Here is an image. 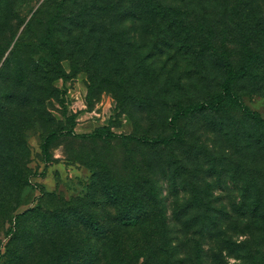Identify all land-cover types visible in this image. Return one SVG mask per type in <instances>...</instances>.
<instances>
[{
    "label": "rangeland",
    "instance_id": "374dc122",
    "mask_svg": "<svg viewBox=\"0 0 264 264\" xmlns=\"http://www.w3.org/2000/svg\"><path fill=\"white\" fill-rule=\"evenodd\" d=\"M117 2L0 0V264H264V0H123L69 34ZM206 38L256 71L173 120L220 91ZM100 129L116 138L77 137Z\"/></svg>",
    "mask_w": 264,
    "mask_h": 264
},
{
    "label": "trees",
    "instance_id": "16d2710c",
    "mask_svg": "<svg viewBox=\"0 0 264 264\" xmlns=\"http://www.w3.org/2000/svg\"><path fill=\"white\" fill-rule=\"evenodd\" d=\"M122 1L123 0H118L117 5L115 4V5H111L108 7L104 6L103 8L94 9V11H90L87 15H84V16L78 15V17L71 18L70 25H72V26L69 29V34L74 33L77 30L84 29L88 22L89 23H95V21L97 22L100 19H101V21H103L104 20L103 17H106L105 15H109L111 12L118 9V7L122 3ZM132 1L139 2L140 0H132ZM149 1H152V0H149ZM61 4L62 3H60L57 10H59L60 6H62ZM146 4L152 5L153 2H151V3L147 2ZM172 14L173 13H170L169 10L165 11V14L161 13L160 11L159 12L157 11L156 13H153V17H154V20L157 22V24L166 23L165 29L168 32H172L175 30V28L173 26L175 24H177V19H178L177 18L178 15L174 16ZM61 19L62 18H57V16H52L50 19H47V21L45 22V33H46L45 38L49 39L54 34V32L58 29V26H59L58 22ZM164 21H166V22H164ZM97 26L100 27L99 24ZM91 29H93V27H91ZM70 35H72V34H70ZM179 35H181V34H179L177 32L176 36H179ZM204 43L205 44H203L201 47L203 48L204 46H207L208 49L206 51H208V54L214 56L218 60L219 64L221 65V70L223 72V78H222V81L220 84V91L218 94L214 95V100L210 104L209 109L205 103L198 105L197 107H194L192 109H188V110L183 109V110H180L178 113H176L173 120H177L181 116H184L183 114H181L182 112H184L186 114L201 112L203 110H210L212 112H218L223 107L224 103L227 100H235L236 99L235 98V96H236L235 91H236L237 85L240 82H242L244 79H246L248 76L252 75L253 69H255V71H256L257 55L252 53V51L247 46V44H244V46L242 48V55L244 56V59L239 66H236L229 60L226 52L222 51L219 55L216 53L215 50H218V49H216V47H214V45L212 44V39L206 38V42H204ZM42 44L45 45V42ZM46 44L50 45V42L46 41ZM55 46H53L52 48L54 49ZM182 48L189 49L186 46H183ZM56 53L59 54L60 52H56ZM51 60L53 61L52 62L53 67H52V69H50L49 73H53L56 78H61L63 75V72H61V69H60L61 67L58 66L59 63H58L57 57H53V58H51ZM56 67H58V68H56ZM34 71L36 72V70H34ZM58 131L59 132L53 133L54 135L52 134L48 138L55 136V135L56 136L57 135H60V136H76L73 134L71 127L70 128L69 127L68 128L62 127ZM77 137H79L81 139H94V140H101V141H110V140L116 138L113 134H111L108 130H105V129H100V130L95 131L91 134H86V135L77 136ZM175 137L180 138V133L178 131V128L175 131ZM134 142L139 143V144L144 145V146H150V147L167 146L168 144H170L169 140L158 139V138L145 139L144 137L135 138ZM129 192H130V190L128 191V193ZM141 195L144 196L143 194H141ZM126 217L129 219H132V216H130L129 213L126 215ZM136 218H137V215L134 216V220H136ZM114 231H118V230H108L107 232L104 233L103 231H99L98 229L95 231L93 229L92 233H97L96 236L105 238L109 235L114 234Z\"/></svg>",
    "mask_w": 264,
    "mask_h": 264
}]
</instances>
